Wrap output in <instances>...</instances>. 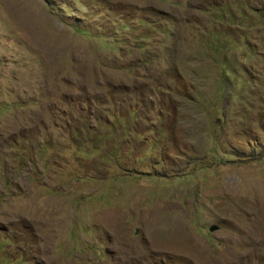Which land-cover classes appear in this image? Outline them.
Segmentation results:
<instances>
[{
	"label": "rangeland",
	"instance_id": "obj_1",
	"mask_svg": "<svg viewBox=\"0 0 264 264\" xmlns=\"http://www.w3.org/2000/svg\"><path fill=\"white\" fill-rule=\"evenodd\" d=\"M0 264H264V0H0Z\"/></svg>",
	"mask_w": 264,
	"mask_h": 264
},
{
	"label": "water",
	"instance_id": "obj_2",
	"mask_svg": "<svg viewBox=\"0 0 264 264\" xmlns=\"http://www.w3.org/2000/svg\"><path fill=\"white\" fill-rule=\"evenodd\" d=\"M217 230V227L216 226H211L210 228H209V231L210 232H214V231H216Z\"/></svg>",
	"mask_w": 264,
	"mask_h": 264
}]
</instances>
